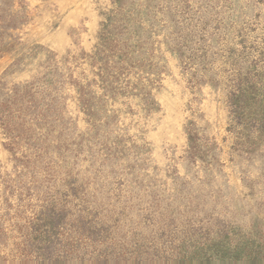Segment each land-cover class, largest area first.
Instances as JSON below:
<instances>
[{"label":"rangeland","instance_id":"obj_1","mask_svg":"<svg viewBox=\"0 0 264 264\" xmlns=\"http://www.w3.org/2000/svg\"><path fill=\"white\" fill-rule=\"evenodd\" d=\"M0 264H264V0H0Z\"/></svg>","mask_w":264,"mask_h":264}]
</instances>
